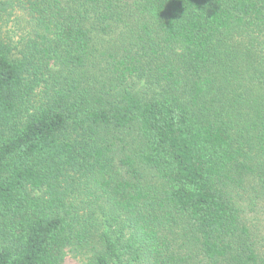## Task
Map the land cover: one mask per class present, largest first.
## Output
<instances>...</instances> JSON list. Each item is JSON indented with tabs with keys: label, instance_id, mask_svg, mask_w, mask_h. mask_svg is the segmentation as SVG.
<instances>
[{
	"label": "trees",
	"instance_id": "obj_1",
	"mask_svg": "<svg viewBox=\"0 0 264 264\" xmlns=\"http://www.w3.org/2000/svg\"><path fill=\"white\" fill-rule=\"evenodd\" d=\"M264 264V0H0V264Z\"/></svg>",
	"mask_w": 264,
	"mask_h": 264
},
{
	"label": "rangeland",
	"instance_id": "obj_2",
	"mask_svg": "<svg viewBox=\"0 0 264 264\" xmlns=\"http://www.w3.org/2000/svg\"><path fill=\"white\" fill-rule=\"evenodd\" d=\"M65 264H82V263L76 260L75 258L71 257V255H68L65 260Z\"/></svg>",
	"mask_w": 264,
	"mask_h": 264
}]
</instances>
